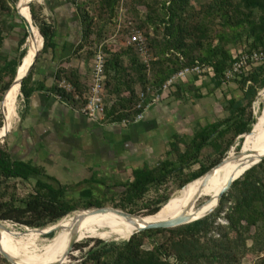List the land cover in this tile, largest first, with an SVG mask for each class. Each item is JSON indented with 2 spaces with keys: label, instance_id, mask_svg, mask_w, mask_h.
<instances>
[{
  "label": "trees",
  "instance_id": "1",
  "mask_svg": "<svg viewBox=\"0 0 264 264\" xmlns=\"http://www.w3.org/2000/svg\"><path fill=\"white\" fill-rule=\"evenodd\" d=\"M10 1L15 9L10 6ZM121 1L74 0L82 23V41L74 57L92 61L100 47L104 50L105 100L108 96L107 117L110 120H134L141 112L137 108L140 101L137 85L147 93L150 89L161 92L163 85L175 73L188 66L212 67L215 75L211 78L217 88L233 80L242 91V96L227 99L225 110L228 115L222 120L200 126L189 140L175 136L176 140L171 143V158L161 161L155 167L136 168L132 181L120 185V191L112 190L104 199L96 197L92 189L81 191L78 200L70 198V189L60 183L56 185L57 181L51 180L52 177L42 167L15 159L8 148L0 147V219L43 229L76 210L107 206L109 198L113 200L115 208L127 210L129 206H137L143 201L152 189L160 190L174 177L182 179L178 184L180 188L202 178L223 160L238 137L245 134V141L257 122L252 105L259 90L264 88V61L257 65L250 62L240 75L230 80L225 73L236 60L230 45L246 41L250 45L242 53L264 52V0H196L197 4L193 0H131L126 11L138 21L137 28L143 32L150 53L157 57L149 62L142 59L126 29L122 30L123 39L128 42L125 47L105 40V26L118 17ZM31 2L27 1L28 8ZM16 3L17 0H0V103L5 96L1 103L4 117L0 111V129L6 125L8 98L14 89L18 67L28 50V46H25L28 38L25 23H8L4 17L16 12ZM138 5L146 7L145 17L140 15ZM29 10L33 25L43 37L41 42L39 35L37 46H41L34 50L28 69L37 51L42 49L43 42L44 47L38 58L54 47L55 35L53 25L43 16L41 5L32 4ZM16 27H21L24 32L20 33L17 45L9 52L7 41ZM83 51L86 53L83 54ZM249 67L253 68L247 70ZM33 73L34 70L19 87V94L22 93L25 102L37 89L32 82ZM63 79L74 85V92L59 87L58 83ZM185 87L184 84L179 85V91ZM52 91L78 109L81 101L76 99L75 94L83 93L86 87L81 84L76 69L61 67ZM9 118L8 125L12 121V110L9 111ZM6 135L0 132V142ZM263 153L264 145L260 150V154ZM208 155L218 157L208 164L205 162ZM236 160L231 159L230 171ZM196 164H199V169L185 173L186 169ZM12 179L34 181V191L18 197L16 183L9 182ZM168 199L164 197L152 206L147 205L149 211L141 216L144 219L154 216L163 209ZM209 200L210 197L205 199L206 202ZM191 206L189 213L195 215L197 207ZM129 212L135 213V210L130 208ZM102 213L117 221L125 218L113 211ZM199 217L202 218L173 228L141 231L123 241L97 240L80 262L72 264H240L252 252L259 254L255 264H264V160L237 179L222 197L220 204L216 197L205 211L196 216ZM222 217L227 223L218 221ZM253 228L255 232L252 234ZM158 234H163L164 240L152 242V247L147 248L146 241L151 242ZM249 240L253 242L251 246L248 245ZM69 243L65 241L51 259L25 264L58 261L64 257ZM69 260L70 257L64 264ZM0 261L11 264L1 254Z\"/></svg>",
  "mask_w": 264,
  "mask_h": 264
},
{
  "label": "crops",
  "instance_id": "2",
  "mask_svg": "<svg viewBox=\"0 0 264 264\" xmlns=\"http://www.w3.org/2000/svg\"><path fill=\"white\" fill-rule=\"evenodd\" d=\"M38 4L54 27V47L37 58L32 69L37 89L24 101L7 148L13 158L45 169L56 185L65 181L81 191L100 186L120 191V185L134 179L136 168L152 167V158L168 139L162 105L148 109L141 121L123 125L108 117L95 121L54 94L59 68L76 69L87 87L92 61L89 65L82 57H74L82 41L74 0H39Z\"/></svg>",
  "mask_w": 264,
  "mask_h": 264
},
{
  "label": "rangeland",
  "instance_id": "3",
  "mask_svg": "<svg viewBox=\"0 0 264 264\" xmlns=\"http://www.w3.org/2000/svg\"><path fill=\"white\" fill-rule=\"evenodd\" d=\"M21 1L22 0H17L16 4L18 7L20 6L19 4H21ZM130 1L131 0H122L119 7H118V17H116L115 19L110 21L105 26V32H104L105 34L104 35H105V40H107V42H115L118 45L123 46V47L128 45V42L123 39L124 35H122V30L126 29L127 33L132 36V32H133L134 28L138 27L137 26L138 21L135 20L133 16H130L126 11L127 5L130 3ZM202 1L205 2L207 0H202ZM32 2H33L32 4H38L39 0H32ZM196 2H197L196 0H193V3L197 4ZM9 4L12 7V9H15L14 8L15 6L11 1L9 2ZM17 6H16V12H13V14H11V15H5L4 16L8 23H16L19 25V24L24 22L19 15V12L17 10ZM137 8L140 11V15L142 17H145L146 12H147L146 7L144 5H138ZM23 10H24L23 11L24 13L23 14L20 13V14L23 15L27 19V22L30 25L35 27L32 23L30 10H29L27 4L24 6ZM19 11H20V9H19ZM33 22H34V20H33ZM35 28H37V27H35ZM23 32L24 31L22 30L21 27H16V29H14L12 31L10 37L8 38L7 46H6L7 50L9 52H10L11 48H13L14 46L17 45L18 37H19L20 33H23ZM28 35H29L28 47L30 49H35L37 47L36 46V40L34 39V36L30 31H29ZM249 45H250L249 42H246V41L238 42L236 44L230 45V49H231L233 56L235 57V56H238L243 50H248ZM82 53L84 54V53H86V51H83ZM15 54H16L15 51H13V55H15ZM28 59H29V56L26 58L24 65H22L19 68V75L22 72V70L27 66ZM83 59H85L87 61V63L90 65V60H88L86 58H83ZM156 59H157V57L154 58V60H156ZM257 64H259V63H257ZM257 64L255 63V65H257ZM251 68H253V67H249V68H247V70H249ZM19 75H18V77H19ZM181 84L182 85L184 84L186 87L179 91V85H181ZM17 86H18L17 82H15L14 89H13L12 93L9 95L8 102H7V115H8L7 123L10 120L9 111L12 110L11 127H8V124H6L2 129H0V132L7 134L5 139L2 142H0V147H4V148L8 147L7 143H8V139L10 137L9 135L13 131H15V129L18 128L19 119L21 117V112L23 110L24 101H23L22 93L19 94V91H18L15 98L12 99L14 91L16 90ZM136 88H137L136 89L137 94L140 93L141 91H145L139 85H137ZM156 93L157 92L155 91V89H150V92L147 93V98L149 99V101L152 100L151 98H153L154 97L153 95ZM232 96H237V97L242 96V91L240 90L238 84L235 81L232 80L228 84H225L222 87L217 88L215 85V81L209 75L205 74L202 77H199L198 75H192L187 81L181 82V83L175 85L170 90V93L168 95H165V97L163 99L154 102L151 107H153L156 104L162 105V109L164 111V115H165V119H166L165 121H167L166 123H167L168 139L166 142H164V143L162 142L160 150L156 154V158H154V157L152 158L150 165L152 167H155L161 161L166 160L167 158H171V155H170L171 143L176 140L175 136L189 140L193 136L194 132L200 126H204L208 123H212V122H216L218 120L224 119L228 115V112L225 110V104H226L225 102L227 99H230ZM106 99H107L106 100V102H107L109 97L107 96ZM1 103H2V101H1ZM1 103H0V111H1V114L3 115L2 109H1ZM252 111H253V114L257 117V122L254 124V127H253L252 131L250 132V134L255 132V131H258V128H257L258 126L264 125V88L259 90L258 95H257L255 101L253 102ZM3 125H4V123H3ZM244 135L238 137L235 140L234 144L230 147V150L227 152L225 157L233 155V153L236 154L243 148L247 138L249 137V135H248L244 141ZM181 147H182V149H184V145H182ZM208 153L210 154V152H208ZM217 157H218V155H212V156L208 155L205 158V162L209 164L214 159H216ZM230 162H231V159L228 160L227 162H225L224 164L218 166L217 168H215V171H214V174L212 177H224V176L228 175L231 172L229 169L230 168ZM236 162H237V160L235 161L234 166H235ZM234 166H233V168H234ZM141 167H143V166H141ZM197 169H199V164L194 165L191 169H186L185 173H190L192 171H196ZM45 172H46V170H45ZM47 175L51 176L48 173H47ZM243 175L241 177H243ZM62 177H64V176H62ZM53 179H55V178L52 177L51 180H53ZM68 179H69V176H68ZM180 180H182V179H180L178 177H174V178L170 179L168 182H166L160 188V190L157 191L155 189H152L151 192L146 196V198L143 201L139 202V204L137 206H135V205L129 206V208L127 210H124V211L129 212L130 208H132L135 210V213H133V214L146 215V213L149 211V208L147 205L152 206V205H154V203H156L158 200H161L164 197L169 198L168 201L166 202V204H167L169 202L170 198L172 196H174L179 190L182 189L178 185L180 183ZM9 182H10V184L16 183V185H17L16 186V193H17L18 197H24V196H26L29 193H32L34 191V185H35L34 181H23V180H13L12 179ZM64 182L65 181H63V183H60V184L62 186L67 187L68 189H70L69 190V193L71 194L70 198H74L76 200L80 199L81 198V189H78V188L72 189V186H75L74 184H69V183H64ZM100 188H98V189L90 188L94 191L95 196L100 198V199L106 198L107 195H109L112 192V190H105L102 186H100ZM208 197H210V196H209V194H206V193H200V194L196 195L195 197H193L194 200L192 199L189 203L181 205V207L178 210V215H179V213L181 214V213L185 212L188 209V207H190L191 205L197 207V212L195 213V215H197V214L200 215L202 213L201 212L202 210L205 211L206 208H208L213 203L212 202L209 206H207L205 209H203L207 204L205 199ZM107 201H108L107 206L114 207L113 206V200H111L109 198V199H107ZM118 201H119V198L117 199L116 202H118ZM166 204L164 205V207L166 206ZM83 210L84 209L76 210V211L66 215L65 217L72 215L74 213L81 212ZM121 210H123V209H121ZM195 215H193V216H195ZM218 221L221 223H227V221L224 217L220 218ZM59 222H57L53 225H49L43 229H34V228L31 229L30 227L28 228L27 226L19 225L17 223H13L11 221H8L9 224L7 223L6 225H7L9 230L8 231H2L1 235L9 243L16 245L18 247H22V248L25 247L24 248L25 253L33 254L39 248L46 245L53 238V236L57 233V231L61 227ZM119 222H123L124 224L130 225V226L135 225L134 222L128 220L126 217L123 218L122 220H120ZM49 231H51V232H49ZM46 232H47V234H44ZM254 232H255V229L253 228L252 234ZM52 233H54V234H52ZM75 233H77V235H78V241L79 242L76 244L78 246H75L73 253L70 255L69 262H67L65 264H72V263L80 262L82 260L83 255L86 253V251L92 245H94L97 240H103V241H108V242L109 241H123V239L120 238L118 235L112 233L107 228H105L99 224L85 223V224L81 225L79 228H77L74 231V233L69 238H67V241H71V239ZM164 238L165 237L163 234L155 235L153 237V239L151 240V242L149 240L146 241V247L151 248L152 242H162L164 240ZM83 239H85V240H83ZM80 240H82V241H80ZM252 243H253L252 240L248 241L249 246H251ZM86 245H88V246H86ZM262 254H264V253H262ZM258 258H259V254L252 252V253H249L246 257H244L240 264H255V262L257 261ZM0 264H4V263H2L0 261Z\"/></svg>",
  "mask_w": 264,
  "mask_h": 264
},
{
  "label": "bare ground",
  "instance_id": "4",
  "mask_svg": "<svg viewBox=\"0 0 264 264\" xmlns=\"http://www.w3.org/2000/svg\"><path fill=\"white\" fill-rule=\"evenodd\" d=\"M27 1L28 0H22L21 4H19L20 5L19 9H20L21 14L24 13L23 8L27 4ZM29 31L33 34L34 39L36 40V46L38 44L39 35L41 37V42H42V36L39 33L37 28L29 24ZM40 46L41 45H38L35 49H31L29 59L27 62V66L22 70L19 77H22L23 74L26 72L34 50H36ZM17 85L18 86L16 90L14 91L12 99L15 98V96L17 95L19 91V87H20L19 81H17ZM6 124L8 123L6 122ZM8 127H11V123L8 125ZM257 128H258V131L251 133L249 137L247 138L242 148V150L244 151V155L237 159V162L234 168L231 170V172L228 175L224 177H211L207 181H204V178L202 177V178H199L197 180H194L188 183L184 188L179 190L174 196L170 198L169 202L160 212H158L152 217L146 218L145 220L146 221H161V220H166V219H171L173 217H176L178 216V210L181 207V205L189 203L193 199V197H195L196 195L200 193L209 194L210 200L207 201V204L203 209L209 206L215 200L216 197L218 198V195L220 194V192L222 191L223 187L226 185L228 180L231 178V176L233 175L241 176L244 173L245 169L249 167V166H246L240 170L239 168L241 167L243 161L247 160L250 157H255V154L260 153L261 147L264 144V125L263 126L260 125ZM201 212H203V210ZM85 223L99 224L107 228L112 233L118 235L123 240H127L131 238L132 235L138 230L136 225H133V226L126 225L123 222L116 221L114 218L104 213H97V212L83 210L81 212L74 213L72 215H69L61 219L59 222L61 227L59 228L57 233L53 236V238L46 245L39 248L33 254L25 253L24 246H23L24 248H22V247H18L16 245H13L7 242L1 234H0V242L6 251H8L13 256L19 258L23 263H40V262L46 261L54 257L60 250L62 244L65 241H67V238H69L77 228H79L81 225Z\"/></svg>",
  "mask_w": 264,
  "mask_h": 264
},
{
  "label": "built area",
  "instance_id": "5",
  "mask_svg": "<svg viewBox=\"0 0 264 264\" xmlns=\"http://www.w3.org/2000/svg\"><path fill=\"white\" fill-rule=\"evenodd\" d=\"M132 42L138 47L141 57L145 62L154 60V56L150 53L146 39L142 31L138 28H134L131 36ZM236 60L232 67L226 71L227 79H233L240 75L244 68L250 63H259L264 61V52L255 51L252 54L240 53L235 56ZM106 65V54L102 47L98 49L92 60L90 81L86 87V91L83 93H76L75 97L77 100L81 101L79 112L90 117L95 121H102L107 118V106L108 103L105 100L106 94V75L105 66ZM209 75L213 77L215 75L214 69L212 67L196 65L188 66L177 73H175L164 85L161 92L154 94L152 100L149 101L147 98V93L141 91L139 95V103L137 108L141 109V112L136 115L134 120L123 119L121 123L123 125H128L133 122H139L145 117L146 111L152 106V104L158 100H161L170 93V90L177 84L187 81L192 75H198L202 77L203 75ZM59 87L66 90L67 92H74V85L66 79L59 81ZM60 98V97H59ZM24 101V97H23ZM116 122V121H115Z\"/></svg>",
  "mask_w": 264,
  "mask_h": 264
},
{
  "label": "water",
  "instance_id": "6",
  "mask_svg": "<svg viewBox=\"0 0 264 264\" xmlns=\"http://www.w3.org/2000/svg\"><path fill=\"white\" fill-rule=\"evenodd\" d=\"M33 2H31L29 4V9H30L31 4ZM17 10L19 12V15H20L21 19L24 21V23L26 25L27 32L29 33V23L27 22V19L23 15L20 14L19 7L18 6H17ZM31 17H32V15H31ZM32 20H33V18H32ZM28 42H29V35H28L27 42H26V45L25 46H28ZM43 47H44V42H43ZM40 50H38L37 53L35 54L34 61L30 65V67H29L28 71L26 72V74L23 75L22 77H18V75H19V68L21 67V64L24 65L26 58L30 55L31 49L28 47L27 53H26L25 57L23 58L20 66L18 67L17 75H16V78H15V80H14L13 83L19 81L20 82V85H22V81L32 71V69H33V67H34V65H35V63L37 61V58H38V55H39ZM4 98H5V96H4ZM4 98H3L2 102L4 101ZM4 123H5V118H4ZM243 155H244V151L241 149L238 153H236L234 155H230V156L225 157L220 163H218L215 167H213L211 170H209L203 176L204 181L209 180L213 176L214 171H215V168H217L218 166L224 164L225 162H227L230 159H238V158L242 157ZM262 160H264V153L263 154H255V157H250L247 160L243 161V163H242V165H241V167L239 169L241 170L244 167L249 166L248 168L245 169V171H244V173H245L247 170H249L250 168H252L254 165L258 164ZM241 176H235V175L231 176V178L228 180V182L226 183V185L223 187L222 191L218 195L219 204H220V201H221L222 197L231 189L233 183L237 179H239ZM190 209H191V206L188 207V209L185 212L181 213L180 215H178L176 217H173L171 219H166V220H161V221H146L141 215L133 214V213H130V212H127V211H124V210H121V209H118V208H115V207H110V206L95 207V208H92V209H84V210L91 211V212H97V213L110 212V211H113L115 213H118L119 215H122L123 217H126L128 220L134 222L135 225L138 228V230L135 233H138V232L145 231V230H148V229L173 228V227H177V226H180V225H184V224L191 223V222H193L195 220H198V219L202 218V217L196 218L195 216H193V214L189 213V210ZM210 213H208V214H210ZM7 223H8L7 220L0 219V234L2 233V231H8L9 230L8 227H7V225H6ZM31 229H33V228H31ZM34 229H39V228H34ZM49 232H51V231H49ZM44 234H47V232L44 233ZM78 242H79L78 241V235H77V233H75L73 235V237H72L69 245H68V248H67V250H66V252L64 254V257L61 258L58 261H55V262L49 263V264H64L65 260L68 257H70V255L73 253L74 248H75V246H76V244ZM0 254L3 257H5L11 264H25L19 258L13 256L8 251H6L3 248V246L1 245V242H0Z\"/></svg>",
  "mask_w": 264,
  "mask_h": 264
}]
</instances>
